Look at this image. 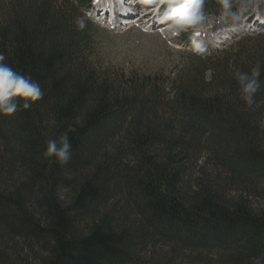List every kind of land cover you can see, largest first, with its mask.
Instances as JSON below:
<instances>
[{"label": "trees", "instance_id": "obj_1", "mask_svg": "<svg viewBox=\"0 0 264 264\" xmlns=\"http://www.w3.org/2000/svg\"><path fill=\"white\" fill-rule=\"evenodd\" d=\"M17 6L0 20V53L38 81L44 95L29 109L0 113V169L7 164L9 174H18L11 192L0 183V222L17 236L45 242L48 256L39 264H133L137 244L150 239L190 251L231 252L223 264H264V211L228 205L200 186L180 188L177 158L168 147L166 154L158 151L167 133L155 119L164 108L192 141L220 134L224 141L227 133L235 147L219 157L221 165L238 175H264V149L250 139L234 101H226L239 100L234 91L226 95L239 86L235 72L223 75L231 79L229 88L179 89L161 102L156 90L121 95L105 79L94 82L82 60L73 58L89 38L87 24L79 30L62 12L48 23L45 5L33 16ZM250 69L237 65L236 71ZM255 101L264 109V84ZM64 133L72 158L61 164L45 152L46 142ZM63 190L71 194L67 204L59 197ZM119 195L138 218L133 229L124 216L116 221L100 211Z\"/></svg>", "mask_w": 264, "mask_h": 264}, {"label": "rangeland", "instance_id": "obj_2", "mask_svg": "<svg viewBox=\"0 0 264 264\" xmlns=\"http://www.w3.org/2000/svg\"><path fill=\"white\" fill-rule=\"evenodd\" d=\"M1 1L6 4L0 10V20L6 18L7 9L15 3L18 4L17 11L27 12L30 16L35 15L45 5L47 11L44 17L48 23L61 12L66 20L73 23L76 17L84 16L89 38L73 58H78L80 65L82 60L84 69L92 73L94 82L105 79L111 90L121 95L135 93L145 96L156 90L161 102L171 98L179 89L208 92L220 86L229 88L231 79L223 75L236 72L237 65L246 66L248 69L258 61L264 65V28L251 31L245 27L243 32L228 34L229 38L222 43L216 38L218 35L223 36V28L228 25L236 24L232 25L233 29L240 25L238 21L221 20L220 0H207L208 5H205L206 13L213 14H207L205 30L201 34L209 49L200 53L193 50L185 35L165 39L161 34L162 30L147 28L143 23V18L147 16L141 19L140 24L123 29L121 24L110 27L96 23L88 11L93 4L87 6L84 0ZM248 3L249 7L241 18L264 17V0H248ZM215 30L220 33H211ZM231 88L226 89V95L229 96L234 91V94H239V100L236 102L234 97L229 96L226 101H234V106L246 124L250 139L264 149V109L255 104L248 107L241 99L239 86L233 85ZM155 121L167 133V139L158 151L166 154L168 147L177 158L175 167L181 171L180 188L191 192L200 186L228 205L243 204L257 214L264 211V175H238L227 166L221 165L219 157L227 158L235 147L228 142L230 138L227 133L221 136L224 141L220 134L217 138H202L199 143L198 140L190 139L191 136L185 131L182 121L174 113L169 114L168 110L159 108ZM169 139L173 143L167 145ZM238 139L235 138L238 147L242 148L245 142L239 137ZM6 166L0 169V183L11 192L8 187L16 182L18 174H9ZM13 172H16V167ZM1 186L0 184V188ZM3 190L1 188L0 193ZM59 197L67 204L71 197L70 191H61ZM31 207L30 210L33 209ZM100 211L114 216L116 221L124 216L123 222L127 223L128 228L133 229L138 221L130 205L120 195L110 199ZM46 246L43 241L35 242L25 236L15 235L0 222V264H39L48 256ZM229 253L231 252L220 249L184 250L174 244L150 239L141 245L137 244L133 252V264H223Z\"/></svg>", "mask_w": 264, "mask_h": 264}, {"label": "clouds", "instance_id": "obj_3", "mask_svg": "<svg viewBox=\"0 0 264 264\" xmlns=\"http://www.w3.org/2000/svg\"><path fill=\"white\" fill-rule=\"evenodd\" d=\"M154 10V24L162 26L165 39L180 37L183 33H202L205 30L207 15L206 0H145ZM248 0H220V18L223 21H239L248 9ZM74 23L79 30L86 27L84 16L75 18ZM193 50L203 52L202 42H193ZM6 57L0 53V113L12 115L18 110L29 109L32 102L41 99L44 92L38 81L30 75L16 71L5 62ZM264 65L256 62L250 71H236L235 77L239 85L241 99L248 107H252L255 94L261 90L264 81L261 73ZM45 155L54 156L61 164L72 158V144L67 133L56 139H49Z\"/></svg>", "mask_w": 264, "mask_h": 264}, {"label": "bare ground", "instance_id": "obj_4", "mask_svg": "<svg viewBox=\"0 0 264 264\" xmlns=\"http://www.w3.org/2000/svg\"><path fill=\"white\" fill-rule=\"evenodd\" d=\"M135 5H137V4H135ZM137 6H139L140 8H142V7L144 6V9H145V10H143V11H139L141 14H142V13H146V12H148L149 9H153V8H152L151 6H149L147 3H143V2H142L141 5H137ZM145 6H147V7H145ZM121 12H122L121 14H124L125 16H129V17H130V15L132 14V13H131V9H130V7L121 10ZM146 16H147V17H146ZM143 17L150 18L148 15H143L142 18H143ZM142 18L135 20V22L132 24V26H134L136 22L141 21ZM146 18H143V19H146ZM257 19L260 20V19H262V18H260V17H259V18H255V20H257ZM150 20H151L152 23H153V21H154V16L151 17ZM238 23L241 24L240 21H238ZM258 23H261V22H258ZM153 24H154V23H153ZM154 25H156V24H154ZM232 25H233V24H232ZM232 25H230V28H229V25L227 26V29H225L226 27L224 28V33H225V34H229V35H230V34H234V33H236L237 31L241 30V28H242V25H239V27H237L236 29H233V26L236 25V24H234L233 26H232ZM214 26H215V24H214ZM244 27H245V26H243V28H244ZM213 28H214V27H213ZM228 28H229V29H228ZM227 38H228V36H227ZM219 42H221V41H219Z\"/></svg>", "mask_w": 264, "mask_h": 264}]
</instances>
